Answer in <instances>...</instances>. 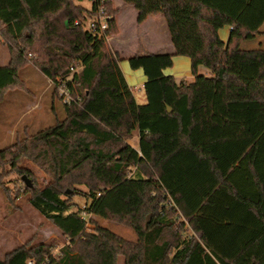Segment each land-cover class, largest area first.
Listing matches in <instances>:
<instances>
[{
	"label": "trees",
	"instance_id": "trees-1",
	"mask_svg": "<svg viewBox=\"0 0 264 264\" xmlns=\"http://www.w3.org/2000/svg\"><path fill=\"white\" fill-rule=\"evenodd\" d=\"M81 1L0 0L10 53L0 102L24 86L27 63L70 99L65 118L0 149V161L31 159L48 174L44 186L27 184L28 201L68 240L58 253L25 242L0 264H118L119 256L124 264H264V42L244 46L264 35V0H122L138 22L162 14L175 47L153 53L139 41L127 56L109 43L121 8ZM176 55L190 58L195 81L165 73ZM124 59L143 69L146 103L126 81ZM200 65L212 74H199ZM82 191L92 201L74 209Z\"/></svg>",
	"mask_w": 264,
	"mask_h": 264
},
{
	"label": "rangeland",
	"instance_id": "rangeland-1",
	"mask_svg": "<svg viewBox=\"0 0 264 264\" xmlns=\"http://www.w3.org/2000/svg\"><path fill=\"white\" fill-rule=\"evenodd\" d=\"M114 1L116 5H121L120 0ZM80 3L88 9L92 7L90 0H83ZM127 17L129 21L133 20V23L124 24L122 33L126 34L128 31L127 36L135 35L134 16L129 13ZM158 26L160 41L162 44H167L169 38L163 22H159ZM262 29L264 31V25ZM112 37H110L109 43L113 49L118 51L116 40ZM1 41L0 38V65H4L9 61L7 59L10 53L7 46ZM139 41H142L141 37L136 35L133 39L123 43L125 50L118 52L122 56L128 54ZM261 42H264V35H258L252 41L245 42L244 46L247 48L257 47ZM120 65L126 81L134 88L137 102L139 104L146 103L147 97L140 81L144 76L142 70L138 72L133 69L125 59L120 62ZM175 65L181 66L184 70L187 69V66L181 65L178 60ZM176 70L178 71L179 68L175 69L172 66L167 69L166 73L172 75L173 72H177ZM20 80L24 86L11 89L0 102V149L22 142L29 135L55 124L57 120L66 116L64 100L60 98V90L58 95L55 94V85L39 68L31 63L22 66ZM136 137L138 140V135ZM17 163V165H12L9 157L0 161V257H4L6 252L16 248L17 245L29 241L31 244L51 243L53 253H58L67 242V237L63 236L52 222L29 203L26 194L27 184L36 182L37 185L44 186L48 182L49 176L40 165L31 159H23ZM22 169H28L30 173L28 175L24 172L21 173ZM25 175L26 180L23 179ZM79 187L86 191L84 185ZM72 200L75 203L74 209L83 208L86 203L92 201L91 197L85 195L83 191L73 195ZM102 223L113 227L125 236L134 237V233L129 227L107 220H102ZM88 227L94 228L91 224H88ZM124 262L123 256H119L118 264H124Z\"/></svg>",
	"mask_w": 264,
	"mask_h": 264
},
{
	"label": "crops",
	"instance_id": "crops-1",
	"mask_svg": "<svg viewBox=\"0 0 264 264\" xmlns=\"http://www.w3.org/2000/svg\"><path fill=\"white\" fill-rule=\"evenodd\" d=\"M120 1H121V5L117 4V6L121 8L120 13L118 14V29H119L118 33L119 34L112 37L114 40H116V45H117L118 51L122 52L123 50H125L123 48V43L126 41H129L130 39H133L134 37H136V35L137 36L139 35L141 37L143 47L146 50H148L149 52L155 53L158 51V52L171 53V52L175 51V47L173 46V44L171 42L170 33L167 30V24H166L165 17L162 14L150 16L146 20H144L143 22H138L137 10L132 6H124L123 1L122 0H120ZM129 13H130V15L134 16V23H135V30L134 31L136 32V34L127 36V34H129L128 31L126 34H123L122 30H123L124 24H129L128 22L133 23V20L129 21V19L127 17V15ZM161 21L163 22V24L165 26V30H166L168 38H169L167 44L166 43L162 44V42L160 41V38H159L160 33H159L158 24H159V22L161 23ZM219 30H220L219 33H220L221 38L226 42L230 36L231 27L224 26L223 28H220ZM131 49H132L131 52H128V54H126L125 56L138 52V43H137V45H135ZM181 57H182V59H181ZM7 60H10V55H9ZM176 60H178L181 63V65L185 64L187 66V69L184 70V69H182L181 66L179 67V65H175ZM6 64H4V65H6ZM173 64H174L173 67L175 69L179 68L178 71L176 70L177 72L172 73L178 82H180L181 79H186L190 82L195 81L194 80L195 75L192 73V64H191V60L189 57L176 55V56H174ZM167 69H165V73H166ZM140 70H142V72L144 73L142 68L138 69L137 71L140 72ZM198 73L201 75H204V74L205 75H211L212 70L209 69L208 67H206L205 65L204 66L200 65L198 67ZM140 81H141V84H143V86H144V84L146 82L145 73H144V76L141 78ZM130 87L132 88L133 93H134L133 86L130 85ZM137 135L138 134H136V136ZM136 136L133 139L129 140L130 144L135 146V147L138 146V142H139V139L137 140ZM138 138H139V135H138ZM134 143H136V144L134 145Z\"/></svg>",
	"mask_w": 264,
	"mask_h": 264
},
{
	"label": "built area",
	"instance_id": "built-area-1",
	"mask_svg": "<svg viewBox=\"0 0 264 264\" xmlns=\"http://www.w3.org/2000/svg\"><path fill=\"white\" fill-rule=\"evenodd\" d=\"M106 26H107V23L103 21L102 22V28H106ZM71 70L73 72L75 71V69L73 67L71 68ZM60 96L62 97V99L65 102H67V101L70 100L69 99V91H68V89L65 86L60 87ZM29 262H30V264H33L34 263V261H29Z\"/></svg>",
	"mask_w": 264,
	"mask_h": 264
},
{
	"label": "water",
	"instance_id": "water-1",
	"mask_svg": "<svg viewBox=\"0 0 264 264\" xmlns=\"http://www.w3.org/2000/svg\"><path fill=\"white\" fill-rule=\"evenodd\" d=\"M168 111L170 112L171 110L170 109H168ZM23 178L26 180L27 178H26V176H23ZM29 183V182H28Z\"/></svg>",
	"mask_w": 264,
	"mask_h": 264
}]
</instances>
